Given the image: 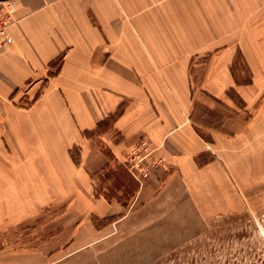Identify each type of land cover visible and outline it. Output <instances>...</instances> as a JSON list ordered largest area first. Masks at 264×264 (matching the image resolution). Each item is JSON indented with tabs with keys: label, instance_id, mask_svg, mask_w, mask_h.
<instances>
[{
	"label": "crops",
	"instance_id": "1",
	"mask_svg": "<svg viewBox=\"0 0 264 264\" xmlns=\"http://www.w3.org/2000/svg\"><path fill=\"white\" fill-rule=\"evenodd\" d=\"M8 1L13 2V42L0 52L4 217L34 209V203L66 200L74 209L85 204L98 214H117L126 209L124 203L96 190L109 174L121 176L122 188L134 192L130 204L188 210L189 189L201 186L207 174L224 171L220 148L250 138L253 130L264 131L234 124L228 134L213 127L209 138L194 116L191 66L210 50V30H225L202 27L201 20L217 24L232 8L240 14L243 0L0 4ZM234 55L229 47L210 59L204 80L213 96L236 83L230 70ZM239 93L245 96V90ZM261 114L256 110L250 123ZM231 119L240 122V116ZM143 135L162 163L138 183L125 159Z\"/></svg>",
	"mask_w": 264,
	"mask_h": 264
},
{
	"label": "rangeland",
	"instance_id": "2",
	"mask_svg": "<svg viewBox=\"0 0 264 264\" xmlns=\"http://www.w3.org/2000/svg\"><path fill=\"white\" fill-rule=\"evenodd\" d=\"M240 6V14L232 8L217 24L201 20L202 27L225 28L210 30V50L191 66L194 116L205 137L211 138L213 127L231 133L234 124L264 129V114L250 123L256 110L264 113V0ZM229 47L235 49L230 70L236 83L216 97L205 74L212 56ZM239 116L240 122L230 121ZM256 133L220 148L224 171L189 189L188 210L130 204L134 192L110 174L96 190L124 203L126 209L114 215L85 204L74 209L69 200L34 203L31 210L10 211L13 218L1 210L0 264H264V131Z\"/></svg>",
	"mask_w": 264,
	"mask_h": 264
},
{
	"label": "built area",
	"instance_id": "3",
	"mask_svg": "<svg viewBox=\"0 0 264 264\" xmlns=\"http://www.w3.org/2000/svg\"><path fill=\"white\" fill-rule=\"evenodd\" d=\"M12 6V1L0 4V52L13 42V37L9 31L13 21ZM153 151L149 140L143 135L126 155L125 163L128 170L138 182L150 177L162 163V159L155 157Z\"/></svg>",
	"mask_w": 264,
	"mask_h": 264
}]
</instances>
